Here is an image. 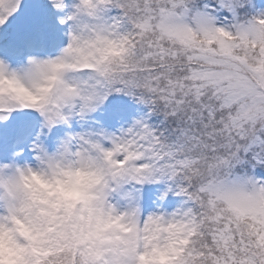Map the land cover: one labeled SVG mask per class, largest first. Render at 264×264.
<instances>
[{
	"label": "snow or ice",
	"instance_id": "snow-or-ice-1",
	"mask_svg": "<svg viewBox=\"0 0 264 264\" xmlns=\"http://www.w3.org/2000/svg\"><path fill=\"white\" fill-rule=\"evenodd\" d=\"M19 2L0 0V24ZM65 22L60 55L0 60V79L32 81L0 87V121L34 128L35 162L97 176L56 205L38 264H134L108 222L143 218L141 188L161 180L183 197L148 216L175 229L172 264H264V0H76Z\"/></svg>",
	"mask_w": 264,
	"mask_h": 264
},
{
	"label": "clouds",
	"instance_id": "clouds-1",
	"mask_svg": "<svg viewBox=\"0 0 264 264\" xmlns=\"http://www.w3.org/2000/svg\"><path fill=\"white\" fill-rule=\"evenodd\" d=\"M54 72L47 73L48 82ZM0 87L25 94L32 81L26 77H22V83L0 79ZM96 181L97 176L87 166L61 171L47 161L0 164V264L43 261L45 250L54 246L56 218L65 214L62 207L57 211L56 205L82 197ZM150 214L141 218L125 213L120 220L109 221L108 227L120 237L117 243L129 248L134 264H172L179 244L172 235L175 229L166 219L149 220Z\"/></svg>",
	"mask_w": 264,
	"mask_h": 264
},
{
	"label": "rangeland",
	"instance_id": "rangeland-1",
	"mask_svg": "<svg viewBox=\"0 0 264 264\" xmlns=\"http://www.w3.org/2000/svg\"><path fill=\"white\" fill-rule=\"evenodd\" d=\"M47 1V0H41ZM40 0H20L19 6L15 11L17 15H24L27 10H37L44 14L47 10V5L42 4ZM48 2V1H47ZM76 3V0H64L65 7L57 8L53 4V11H61L59 15H54L57 30V38H47V33L50 27L46 28L44 22L40 21L39 25L33 28L28 25L25 20V24L20 22H14L12 19L7 22L0 24V60H5L12 67H19L27 63L29 57H48L55 56L59 54L61 49L68 42V31L70 22L61 23V18L64 17L69 11L72 10V5ZM29 22V21H28ZM7 26H10L7 28ZM37 30V41L42 42L41 50H36L33 44L26 43L24 48H19L18 45L22 39L24 33L32 30ZM53 33V32H52ZM55 35V33H53ZM9 35V39L8 38ZM51 41V42H50ZM50 45V46H49ZM36 50V51H35ZM120 103L126 104L129 108H133L129 103L121 101ZM116 103V104H120ZM14 117H9L8 121H0V164H5L7 162H14L23 164L28 162L31 164L35 163L33 153L30 150V143L32 140V135L30 134L34 128L30 127L28 124L19 121L16 127L12 128L10 122L14 123ZM12 120V121H11ZM9 126V127H8ZM15 129L17 134L14 133ZM45 140L46 146L49 150L52 149L53 145L49 140L42 137ZM168 184L165 180L158 181L153 184H145L141 188L140 194V208L141 215H147L148 213L157 210V208L162 209L167 212H171L178 206H180L183 200L182 196L174 195L172 191H167L165 193ZM162 197V198H161Z\"/></svg>",
	"mask_w": 264,
	"mask_h": 264
},
{
	"label": "trees",
	"instance_id": "trees-1",
	"mask_svg": "<svg viewBox=\"0 0 264 264\" xmlns=\"http://www.w3.org/2000/svg\"><path fill=\"white\" fill-rule=\"evenodd\" d=\"M41 1V0H40ZM48 1V2H47ZM47 1H41L42 4H46L47 5V11L44 12V14H42L41 12L37 11V10H27L26 13H24V15H17L16 12L12 13V15H10L7 20L5 21V23L9 22L11 19L14 21V22H20L22 21V23L25 24V20L27 21L28 25L30 23V26H32L33 28H35L36 26V29H37V26L39 25V22L40 21H43L44 22V26L47 28L50 27V29L48 30L49 32L47 33V38L50 37L52 39L54 38H57V30H56V25L57 23L55 22V17L54 15H59L61 13V11H53L51 9H54L53 8V0H47ZM29 21V22H28ZM10 27V26H7V28ZM32 30V31H29L27 33H24L23 36H22V39L20 41V43L18 45L19 48H24V45H26V43H30V44H33V47L36 49V50H41L40 48H42V42H38L36 39H37V30ZM55 33V35L53 33ZM9 39V35H8V38ZM49 39V38H48ZM50 40V39H49ZM51 42V41H50ZM50 46V45H49ZM25 49V48H24ZM26 50V49H25ZM35 50V51H36ZM122 101H125L127 103H129L131 106L133 107H136L132 101L125 97L123 98ZM121 100H114L112 101V103L116 104V103H120ZM14 117L15 120L18 119L15 114L13 116H11V118ZM13 118V119H14ZM12 121V120H11ZM19 121L16 120V122L14 121V123L10 122V124L12 125V128L16 127L17 123ZM9 127V126H8ZM14 130V133L17 134L18 131H16L15 129H12ZM167 184H169L170 182L169 181H166ZM177 196H180V195H177Z\"/></svg>",
	"mask_w": 264,
	"mask_h": 264
}]
</instances>
